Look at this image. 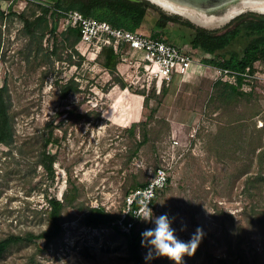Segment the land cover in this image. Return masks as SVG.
Returning <instances> with one entry per match:
<instances>
[{"label": "rangeland", "instance_id": "obj_1", "mask_svg": "<svg viewBox=\"0 0 264 264\" xmlns=\"http://www.w3.org/2000/svg\"><path fill=\"white\" fill-rule=\"evenodd\" d=\"M249 1H173L198 8L211 20L206 26L147 1L153 8L138 31L173 37L184 46L190 30L171 22L157 30L159 12L219 31L259 14L244 7L224 24L212 21ZM8 5L16 17L0 28V85H7L13 137L10 146L0 144V241L51 230L49 199L62 202L63 209L57 238L46 245L42 239L12 245L0 264H133L122 232L92 228L83 219L91 208L121 219L126 195L159 168L169 182L156 193L153 216L174 218L181 241L197 228L204 233L182 264H264V64H254L243 94L226 95L215 85L217 74L203 67L147 92L132 84L128 66L109 73L96 45L79 41L76 53L69 50L66 36L60 37L62 17L48 0H0L3 10ZM18 15L33 32L45 27V52L56 44L44 66L41 53L27 50ZM41 161L52 164L53 176ZM135 225L143 231L155 227L144 220ZM141 253L145 259L148 248L142 246ZM146 264L174 262L154 257Z\"/></svg>", "mask_w": 264, "mask_h": 264}, {"label": "trees", "instance_id": "obj_2", "mask_svg": "<svg viewBox=\"0 0 264 264\" xmlns=\"http://www.w3.org/2000/svg\"><path fill=\"white\" fill-rule=\"evenodd\" d=\"M52 4V8L61 13L77 12L87 18L97 21L107 22L117 29H124L130 32H135L141 28L147 16V10L153 8L145 0H138L132 2L129 0H48ZM16 17V13L8 5L7 9H2L0 6V28L4 25V21H11ZM23 17L31 23L33 19L27 12ZM21 22L20 34L26 39L27 50L30 55L32 49L37 54L41 53V60L46 64V59L51 54H55L57 46L55 43L49 46L50 52H45L43 41L46 38L45 27H38L37 32H33L28 28L27 22L18 15ZM180 24L190 30V34L183 41V45L196 47L199 51V57L203 65H215L220 60L219 67L232 72L227 80L218 79L215 85H221L226 92L225 94H243L241 92L242 85L246 78L243 76L246 69H249V74L254 73V64H264V22L255 21L253 19L242 20L233 27L219 30L208 31L203 28L197 27L186 20H181L175 15H166L162 12L158 13V19L155 23L157 30L164 29L168 23ZM155 34V33H152ZM54 36V33L52 34ZM63 43L67 44V48L73 50V47L78 44L81 38L80 29L78 26L67 25L60 33V37H65ZM70 38H72L70 42ZM171 45L176 44L175 40H167ZM74 51V50H73ZM75 52V51H74ZM76 53V52H75ZM104 56L103 67L109 73L115 72L117 66L120 64V56L115 54L111 46H103L98 54V57ZM97 57V58H98ZM80 58V57H78ZM220 80H223L220 81ZM116 84L123 89L127 86L120 81H115ZM122 89V90H123ZM229 91V93H228ZM66 87L63 88L62 96L67 94ZM12 119L8 89L5 82L0 85V144L10 146L12 143ZM146 141V135L143 134V141L139 146L143 145ZM45 171L53 176L52 164L50 162L41 161L40 163ZM169 182V179L168 181ZM145 184L139 186L143 187ZM48 215L51 220L52 228L40 235H27L25 237L12 235L0 241V259L4 252L12 245L28 243L34 240L42 239L44 244L51 243L61 233V227L58 223L63 203L49 199L48 201ZM118 218L106 213L102 208H91L84 216L83 222L86 226L92 228L100 227H115ZM142 229H137L134 225L128 234L123 233L126 238L127 250L133 264H146L141 253L142 247Z\"/></svg>", "mask_w": 264, "mask_h": 264}, {"label": "built area", "instance_id": "obj_3", "mask_svg": "<svg viewBox=\"0 0 264 264\" xmlns=\"http://www.w3.org/2000/svg\"><path fill=\"white\" fill-rule=\"evenodd\" d=\"M59 15L62 17V26L79 27L80 43L96 45L95 50L98 52L103 46H111L113 52L120 56L119 65H126L133 71L132 84L140 90L149 92L156 87H166L201 67L213 70L223 80L233 74L219 67L220 60L215 65L203 66L196 47L171 45L161 34L146 35L138 30L130 32L117 29L107 22L87 18L77 12ZM243 76H249V69H246ZM167 181L166 170L159 168L143 187L130 191L124 199L125 210L122 218L116 222V228L128 234L137 221L143 220L149 214V208L154 215L156 193Z\"/></svg>", "mask_w": 264, "mask_h": 264}, {"label": "clouds", "instance_id": "obj_4", "mask_svg": "<svg viewBox=\"0 0 264 264\" xmlns=\"http://www.w3.org/2000/svg\"><path fill=\"white\" fill-rule=\"evenodd\" d=\"M145 222L153 223L155 227L148 228L141 233L142 246L148 248L146 260L154 257H164L174 264H182L184 256H193L203 238V230L197 228L195 233L187 242L181 241L176 236V230L173 228L174 218L170 219L167 214L153 216L149 208V214L143 218ZM186 226L182 225L181 231Z\"/></svg>", "mask_w": 264, "mask_h": 264}, {"label": "bare ground", "instance_id": "obj_5", "mask_svg": "<svg viewBox=\"0 0 264 264\" xmlns=\"http://www.w3.org/2000/svg\"><path fill=\"white\" fill-rule=\"evenodd\" d=\"M153 4L159 6L166 12L176 14L185 17L187 20L193 23V21L199 25L206 26L211 20H205L204 16L199 12L194 6L189 5H177L172 0H148ZM244 7L251 8L253 11L264 13V0H252L248 3H243L240 8L233 7L226 11V14L217 19H212V21H217L219 24H224L232 19L235 15L241 13ZM193 20V21H192Z\"/></svg>", "mask_w": 264, "mask_h": 264}, {"label": "water", "instance_id": "obj_6", "mask_svg": "<svg viewBox=\"0 0 264 264\" xmlns=\"http://www.w3.org/2000/svg\"><path fill=\"white\" fill-rule=\"evenodd\" d=\"M129 1H132V2H136L138 0H129ZM145 1H148V0H145ZM149 3L153 4L152 2L148 1ZM155 5V4H154ZM157 6V5H156ZM159 7V6H158ZM247 18L249 19H253L255 21H260V22H264V13H259V14H249L247 16Z\"/></svg>", "mask_w": 264, "mask_h": 264}, {"label": "crops", "instance_id": "obj_7", "mask_svg": "<svg viewBox=\"0 0 264 264\" xmlns=\"http://www.w3.org/2000/svg\"><path fill=\"white\" fill-rule=\"evenodd\" d=\"M197 71H198V69L195 70V73H196ZM193 74H194V73H193ZM196 77H197V76L194 74V75H193V78L196 79Z\"/></svg>", "mask_w": 264, "mask_h": 264}, {"label": "flooded vegetation", "instance_id": "obj_8", "mask_svg": "<svg viewBox=\"0 0 264 264\" xmlns=\"http://www.w3.org/2000/svg\"><path fill=\"white\" fill-rule=\"evenodd\" d=\"M242 20H245V19H242ZM242 20H240V21H242ZM240 21H239V22H240Z\"/></svg>", "mask_w": 264, "mask_h": 264}]
</instances>
